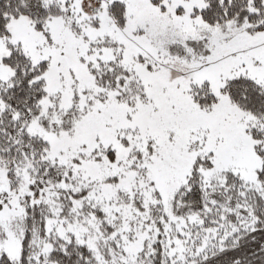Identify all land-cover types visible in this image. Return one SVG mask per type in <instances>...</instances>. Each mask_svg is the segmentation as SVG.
I'll use <instances>...</instances> for the list:
<instances>
[{"label":"snow or ice","instance_id":"snow-or-ice-1","mask_svg":"<svg viewBox=\"0 0 264 264\" xmlns=\"http://www.w3.org/2000/svg\"><path fill=\"white\" fill-rule=\"evenodd\" d=\"M0 264H264V0H0Z\"/></svg>","mask_w":264,"mask_h":264}]
</instances>
